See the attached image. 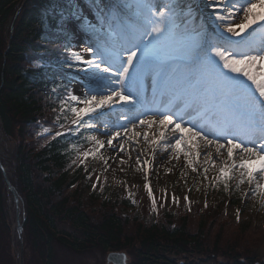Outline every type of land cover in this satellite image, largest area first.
Instances as JSON below:
<instances>
[{"label":"snow or ice","instance_id":"obj_1","mask_svg":"<svg viewBox=\"0 0 264 264\" xmlns=\"http://www.w3.org/2000/svg\"><path fill=\"white\" fill-rule=\"evenodd\" d=\"M130 7L131 4H121L119 0H110L103 7L96 5L99 27L88 26L105 39L102 45L86 49L93 58L84 61L91 69L95 87H89L81 95L66 85L52 89L56 92L63 88L66 93L59 100L55 117L56 123L62 117L66 122L59 123L60 128L77 135L81 129L89 133L84 137L89 148L81 152L76 144L70 145L77 152V160L84 164L89 157H99L107 163L100 154L106 145L112 147L117 141L119 150L124 151L130 141L139 146L137 137L142 136L152 147L153 157V146L163 142L164 149L171 148L179 159L183 144L188 149L184 152L188 165L197 171L201 153L193 154V141L198 138L210 149L204 153V163L208 165L203 168L206 179L210 169L215 168L212 179L223 183L225 191L229 189V181L235 179L237 190L247 183L252 195L264 200V72L255 70L258 66L264 68V0H209L204 4L205 9H211L207 18L211 19L210 27L220 42L209 38L202 24L194 23L191 6L181 30L173 0L163 4L137 0V22L129 26L117 24L114 28L113 22L119 21ZM253 25L258 26L262 38L258 47L254 39L231 38L241 36L249 28L256 33ZM225 32L231 36L224 35ZM71 55L77 62L83 60L78 53ZM178 61L195 63L199 72L197 83L204 81L211 88L199 89L187 77L178 79L170 74V65ZM149 68L156 70L157 83L162 92L169 93L172 107L139 111V100L132 89ZM210 91H219L226 99H242L244 103L220 105L222 119L211 122L206 108ZM121 102L126 109L118 118L125 123L110 128L104 110L110 112L113 105ZM97 123L103 124L102 135L106 139L90 134L100 131ZM138 127L149 131L139 132ZM51 131L43 129V133ZM62 135L63 131H56L52 138ZM148 191L151 194L150 185ZM173 201L176 202L174 196ZM152 203L155 209V197Z\"/></svg>","mask_w":264,"mask_h":264},{"label":"trees","instance_id":"obj_2","mask_svg":"<svg viewBox=\"0 0 264 264\" xmlns=\"http://www.w3.org/2000/svg\"><path fill=\"white\" fill-rule=\"evenodd\" d=\"M46 1H27L16 18L10 39L7 26L25 0H0V129L6 137L16 140L13 155L17 182L10 180L24 200V232L30 248L39 254L41 264H54L57 244L76 252L94 246L121 250L138 244L136 264H180L172 260L171 255L186 254L191 251L190 246L200 252L207 250V240L200 239L207 232L204 223L193 232L184 220L174 228L149 224L139 226L137 238L129 236L128 222L122 219L118 209L120 204L125 208H130L131 204L121 195L101 200L97 204L100 216L95 217L94 205L88 207L77 192L80 172L72 173L68 165L72 153L70 145L78 144L81 138L64 134L40 144L43 141L35 137L38 122L49 119L46 115L51 109L49 92L60 80H65L52 66L31 67L37 60L60 59L56 47L62 43L68 26L58 8L51 14L35 6H45ZM65 9L73 10L64 5ZM54 99L57 101V96ZM2 163L6 168L4 160ZM8 193L0 169V222L4 227L0 252H8L9 256L13 243L8 222ZM226 255L232 264H242L240 255L234 251Z\"/></svg>","mask_w":264,"mask_h":264},{"label":"rangeland","instance_id":"obj_3","mask_svg":"<svg viewBox=\"0 0 264 264\" xmlns=\"http://www.w3.org/2000/svg\"><path fill=\"white\" fill-rule=\"evenodd\" d=\"M203 2L206 4L209 0H203ZM173 6L177 16V24L180 25L181 30L184 28L183 21L187 19L186 14L189 6L192 8V13L195 17L194 23L196 25L202 24L204 31L207 25H211V19L205 15L211 9H202V12H200L192 4V0H173ZM125 13L136 14L137 9L136 7L126 8ZM204 20L207 21V24ZM76 23L77 33L74 32L72 36V46L68 52L72 58L71 54L73 52L78 53L83 57V60L77 62L73 58L76 62L75 71L78 74L76 73L73 76L74 81H72V84L68 88H71L75 94L81 95L89 87H95V82L91 79V69L88 68V65L84 61L93 58L92 53L86 49L89 47L95 48L98 42V37H94L93 35L95 31L88 25L92 24L99 27V24L96 18L89 13H85L83 18L76 19ZM255 26L253 25V28ZM7 27L9 28L10 24ZM79 27L82 29H79ZM83 27H89L87 30L92 37L87 38L85 36ZM221 31H223L222 28ZM246 31L241 33V36ZM210 33V37L213 36V32L211 31ZM224 35L231 36L230 33L226 32ZM241 36H231V38L235 39ZM81 69L84 70L82 71ZM255 70L264 72V68H259V66ZM65 94L63 92L61 98ZM120 114V112L117 113L114 118L106 115L104 119L108 122L110 128L113 125L123 124V120L118 118ZM46 115L49 116V119L42 120L39 127L35 130V133L43 141L40 144L52 138L56 131L64 130L58 125L60 122H55L56 115H54L52 109H49ZM97 127L100 131H92L90 134L99 139H106L102 135L104 131L103 124L97 123ZM44 128H50L52 131L50 133H43ZM137 139L145 146L144 153L148 155L149 145L143 143L141 136L137 137ZM15 142V139L6 137L0 129V158L4 160L8 177L14 183L17 182L14 172L15 160L13 155ZM128 144L130 143L125 144L124 151L119 150L117 141L113 142L112 147L106 145L104 149H101L100 154L104 156L107 163L99 159V157H89L84 164H80L79 160H77V152L73 150L72 158L69 162L71 172L74 173L81 167L87 166V164L90 165L86 174L89 173V176H91L85 175L83 177L85 181L81 180L79 182L77 192L81 195V199L85 203H88V207L95 206H92L95 217L100 216V212L98 211L100 209L97 208L99 207L97 204L103 198L116 195L118 198H120V195L124 198L130 197L131 200L133 199L132 207L125 208L120 204L118 209L122 219L128 222L126 231L129 236L136 237L138 235L136 233L141 228L149 225L150 221L154 219L153 224H164L172 228L177 223L181 225L182 220H184L187 228L192 232L204 223L207 232H204L200 239L202 241L204 239L207 240V250L203 251V253L196 247L190 246V252L187 251L186 254H179L177 256L171 255L172 260H176L179 263L183 262V264L185 262H194L195 264L232 263L233 261L230 260V257H227L226 253L234 251L235 254L240 255V262L243 264H261L264 262V200L253 196L249 191L247 183L241 185V189L237 190L235 188L237 182L235 179L229 181V189L225 191L223 183H217L212 179L216 174L215 168L210 169L208 178L206 179L203 175V168L208 167V165L204 163V153L210 149H206L203 142H199L202 148L200 150L201 155L197 171H193L192 167L188 165L184 155V152L188 151V149L183 144H181L182 150L179 153V159L175 158V154L171 148L165 150L163 142H161L157 146L154 157L152 156V159L149 160L142 156L141 150H136L135 153L132 152L131 148L135 147L136 143L131 144V146ZM193 145L195 146V144ZM78 147L82 152L89 148L90 144L88 141H85L84 144ZM195 152L193 147V154ZM138 156L140 160H137ZM213 156L215 157L214 152ZM74 160L76 163H73ZM217 164H219L218 160ZM97 177H99V181H97ZM149 185L152 189L151 194L148 191ZM93 190L95 191L93 192ZM173 196L176 198V202L173 201ZM92 197L93 199H91ZM153 197L156 200L155 209L152 203ZM7 198L8 222L10 223L9 227H11L13 246L11 252H9V256L8 252H0V264H19L21 249L18 240L17 221L23 222L24 220V200L21 197L20 204L16 206L11 193H8ZM237 215H239V219H237ZM156 220H159V222L157 223ZM139 226H141L140 229ZM3 228V223L0 222V244L2 245L1 230ZM23 246L25 264L42 263L39 254L33 252L32 248H30L26 236ZM137 248H139L138 244L135 247L122 248L127 253L129 264H136L138 261ZM106 258L107 250L99 246L76 252L68 247L57 244L53 261L54 264H107Z\"/></svg>","mask_w":264,"mask_h":264},{"label":"water","instance_id":"obj_4","mask_svg":"<svg viewBox=\"0 0 264 264\" xmlns=\"http://www.w3.org/2000/svg\"><path fill=\"white\" fill-rule=\"evenodd\" d=\"M0 167L3 170V174H4V177H5V180H6L7 184H8L9 189L15 195L16 204H18V199H17V196H16L15 189L11 185V183L9 182V180L7 178V174H6L4 168L1 165V161H0ZM18 230H19V233H20V239L22 240V235H21V233H22V226H19V229ZM109 261L112 262V263H114V264H126V256L123 253H112L109 256Z\"/></svg>","mask_w":264,"mask_h":264},{"label":"bare ground","instance_id":"obj_5","mask_svg":"<svg viewBox=\"0 0 264 264\" xmlns=\"http://www.w3.org/2000/svg\"><path fill=\"white\" fill-rule=\"evenodd\" d=\"M125 123V122H124ZM137 131H139V132H144V131H149L146 127H144V128H140V127H138L137 128ZM142 137V136H141ZM142 140H143V143L146 145L147 144V141H145L144 139H143V137H142ZM199 142H201V141H199V139L197 138L195 141H193V144H195V146H194V149H195V151H199L200 152V150H201V148H202V146H201V144H199ZM130 144H128L129 146H131V144L133 145L134 143H135V141H130L129 142ZM144 145L139 141V146H137V145H135V147H132L131 148V150H132V152L133 153H135V151L137 150H141V154H142V156H144V157H146V158H148V157H151L152 156V147H150V146H148V155H145V150H144ZM153 147H155V149H156V146H153ZM135 148V149H134Z\"/></svg>","mask_w":264,"mask_h":264}]
</instances>
